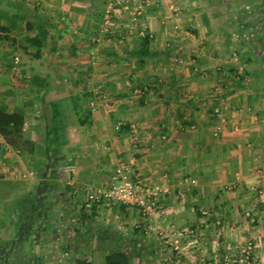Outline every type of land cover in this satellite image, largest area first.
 <instances>
[{"label": "crops", "instance_id": "1", "mask_svg": "<svg viewBox=\"0 0 264 264\" xmlns=\"http://www.w3.org/2000/svg\"><path fill=\"white\" fill-rule=\"evenodd\" d=\"M143 1L146 37L124 0H0V24L9 25L0 39V110L23 116L25 140L59 148L42 156L0 135L1 175L11 174L10 153L62 169L53 183L68 184V205L81 207L82 228L72 233L87 254L235 264L252 241L253 264H264V73L233 56L243 34L264 29V0ZM121 162L148 184L168 177L163 213L145 220L104 202L85 209L89 190L113 183ZM6 179L0 195L11 190Z\"/></svg>", "mask_w": 264, "mask_h": 264}, {"label": "rangeland", "instance_id": "2", "mask_svg": "<svg viewBox=\"0 0 264 264\" xmlns=\"http://www.w3.org/2000/svg\"><path fill=\"white\" fill-rule=\"evenodd\" d=\"M243 36L242 45L234 50L233 56L242 62L243 69L248 66L249 71L264 73V29L261 32L251 30ZM247 60H251L250 64ZM6 160L10 164L7 171L11 174L0 175V179L9 178L5 187L9 186L11 190L0 195V264H106L113 252L94 255L77 247L72 232L82 228L77 221L81 207L68 205V184L53 183L57 171L61 175L64 171L50 169L42 160L17 158L11 153ZM21 184L26 188L24 192ZM75 216L73 222L78 225L68 224V217ZM141 245L143 248V240ZM127 252L130 256L128 264H162L160 256L144 258L142 252L134 263V254Z\"/></svg>", "mask_w": 264, "mask_h": 264}, {"label": "built area", "instance_id": "3", "mask_svg": "<svg viewBox=\"0 0 264 264\" xmlns=\"http://www.w3.org/2000/svg\"><path fill=\"white\" fill-rule=\"evenodd\" d=\"M143 0H124L122 9L127 10L130 14V22L132 25H138L144 10ZM113 17L111 13L106 14L102 22V32L110 31ZM139 34L146 36V28L140 23ZM215 114L219 120L214 126L213 133L218 135L223 128V117L218 109ZM0 170V175H1ZM4 173V172H3ZM186 181V180H185ZM194 181V180H193ZM172 184L168 177L163 174L158 182L148 184L135 177L128 164L119 163L114 169V182L102 187L91 188L88 192V200L84 203V207L89 209L98 203H119L127 207H133L138 210L140 215L146 220L153 215L163 213L159 206L161 196L171 191ZM139 225H136V227ZM192 233V230L189 231ZM174 249L179 250L177 244ZM254 244L248 241L242 246L234 258L235 264H253L254 262ZM181 262L180 254L173 259L162 264H179Z\"/></svg>", "mask_w": 264, "mask_h": 264}, {"label": "trees", "instance_id": "4", "mask_svg": "<svg viewBox=\"0 0 264 264\" xmlns=\"http://www.w3.org/2000/svg\"><path fill=\"white\" fill-rule=\"evenodd\" d=\"M8 30L9 25L3 26L0 24V39L6 38L7 35H2V33ZM35 40V38H29L30 42H35ZM36 42L37 45H40L38 41ZM34 56H38V52L34 54ZM23 125L24 118L22 115L0 110V135L11 147L19 150L29 151L30 153H33L37 149L42 156H47L46 153H53V155L57 154L59 148L55 143L51 144L46 142L43 148H40L25 140L23 137ZM42 162H45L46 167H50V163H52H49V159H42ZM129 258L130 256L127 251L113 252L106 260V264H128Z\"/></svg>", "mask_w": 264, "mask_h": 264}]
</instances>
